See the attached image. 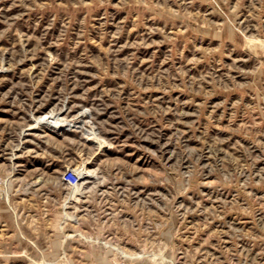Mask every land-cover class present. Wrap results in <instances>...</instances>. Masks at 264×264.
I'll return each instance as SVG.
<instances>
[{"label": "rangeland", "instance_id": "rangeland-1", "mask_svg": "<svg viewBox=\"0 0 264 264\" xmlns=\"http://www.w3.org/2000/svg\"><path fill=\"white\" fill-rule=\"evenodd\" d=\"M0 264H264V0H0Z\"/></svg>", "mask_w": 264, "mask_h": 264}, {"label": "built area", "instance_id": "built-area-1", "mask_svg": "<svg viewBox=\"0 0 264 264\" xmlns=\"http://www.w3.org/2000/svg\"><path fill=\"white\" fill-rule=\"evenodd\" d=\"M81 179V176L79 173L74 169H67L64 175V181L67 182L70 185H74L78 183Z\"/></svg>", "mask_w": 264, "mask_h": 264}, {"label": "bare ground", "instance_id": "bare-ground-1", "mask_svg": "<svg viewBox=\"0 0 264 264\" xmlns=\"http://www.w3.org/2000/svg\"><path fill=\"white\" fill-rule=\"evenodd\" d=\"M77 172H78V170H76ZM79 173V172H78ZM79 175H80V173H79ZM79 183V182H78ZM77 184V183H76ZM75 185V184H74ZM72 186V185H71Z\"/></svg>", "mask_w": 264, "mask_h": 264}]
</instances>
